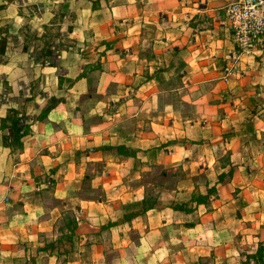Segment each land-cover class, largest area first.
<instances>
[{
  "label": "crops",
  "instance_id": "0c3cea01",
  "mask_svg": "<svg viewBox=\"0 0 264 264\" xmlns=\"http://www.w3.org/2000/svg\"><path fill=\"white\" fill-rule=\"evenodd\" d=\"M228 1L0 0V264L253 263L264 45Z\"/></svg>",
  "mask_w": 264,
  "mask_h": 264
},
{
  "label": "built area",
  "instance_id": "2783aa9c",
  "mask_svg": "<svg viewBox=\"0 0 264 264\" xmlns=\"http://www.w3.org/2000/svg\"><path fill=\"white\" fill-rule=\"evenodd\" d=\"M235 46L240 52H248L264 45V0H231L224 6ZM227 74L229 65L224 64Z\"/></svg>",
  "mask_w": 264,
  "mask_h": 264
},
{
  "label": "trees",
  "instance_id": "16d2710c",
  "mask_svg": "<svg viewBox=\"0 0 264 264\" xmlns=\"http://www.w3.org/2000/svg\"><path fill=\"white\" fill-rule=\"evenodd\" d=\"M5 37L0 35V60L2 57V54L4 52V48H5ZM48 51L44 50L42 52H40L38 54L40 59H43L42 56L47 55ZM60 101L59 97H56L54 95H51L49 97H47L44 100L43 105L40 108V112L38 114V117H44L46 116V114L48 113V111L54 107L58 102ZM19 111L17 108H9L8 109V113L5 117H3L2 119V123L4 125H7L11 128V134L10 136L12 137V139L18 143H20V137L25 134L28 131V127L26 123L22 122V118L23 116L18 114ZM212 190L214 191V187L210 188V190L205 193V194H198L195 197H192L193 200H195L197 203L201 202V201H206L209 192H212ZM183 208H186L185 206H183ZM138 211L134 210V211H130L124 214V216L126 218H130L131 216L135 215ZM249 257H252L253 259V263L252 264H264V239L259 241L257 243V247L255 249L254 252L250 253L248 255ZM206 260H203L201 262V264H211V263H207L205 262Z\"/></svg>",
  "mask_w": 264,
  "mask_h": 264
},
{
  "label": "rangeland",
  "instance_id": "374dc122",
  "mask_svg": "<svg viewBox=\"0 0 264 264\" xmlns=\"http://www.w3.org/2000/svg\"><path fill=\"white\" fill-rule=\"evenodd\" d=\"M2 29H3V27L0 28V32L3 31ZM1 36H3V35H1ZM205 262H207V263H211V264H212V261H210V259H206Z\"/></svg>",
  "mask_w": 264,
  "mask_h": 264
}]
</instances>
